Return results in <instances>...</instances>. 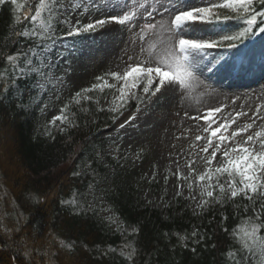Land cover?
<instances>
[{
    "label": "snow or ice",
    "instance_id": "snow-or-ice-1",
    "mask_svg": "<svg viewBox=\"0 0 264 264\" xmlns=\"http://www.w3.org/2000/svg\"><path fill=\"white\" fill-rule=\"evenodd\" d=\"M6 3L13 6L16 24L27 23L20 30L10 33L9 38L14 37L12 43L17 47L15 52L3 56L0 102L8 98L10 91L22 97L18 82L33 76L36 79L32 87L40 93L47 92L49 85L55 87L62 82V78L53 72L55 63L51 56L59 40L57 33L60 25H67L68 36L91 34L113 22L130 32L137 29L133 36L141 41L145 40L146 35L162 37L159 44L141 47V55L147 53V59L130 64L122 74H105L116 83H109L103 76L96 77L97 83L77 92L72 100L79 103L82 93L116 89L119 95L113 99L112 111H117L130 99L137 100L139 111L145 100H150L165 86L190 88L195 73L202 70V65L209 72L214 68L217 71L227 70L228 62L224 55L210 56V51L222 49L230 52L251 39L257 31L264 33V0H200L199 4L190 3L189 0H103V9L98 0H35L27 5L18 0H0V6ZM92 11L101 12V18H90L87 23L77 18V12L89 15ZM157 16L160 19L157 20ZM230 21L243 26L235 32L227 31ZM196 22L211 26L215 35H190L191 31H199ZM132 59L130 56L129 60ZM117 100L120 101L119 105L116 104ZM19 106L25 107L22 103ZM68 107L66 104L61 114L53 117L49 124L55 125L56 121L71 124L65 114ZM221 111L217 107L201 116L191 117L205 121L203 132L208 133L205 137H195L196 141H205L200 149L204 155L200 158L206 170L198 174L197 179L207 180L208 183L202 186L201 196L218 203H223L225 198L235 200L237 197L248 202L243 206V211L245 214L251 211V214L245 215L231 232L223 229L232 241L226 252V260L228 264H264V123L258 127L256 124L257 119L264 121V106L257 107L249 122L231 131L229 129L238 118L247 116V113L229 114L218 123L214 117ZM135 118L133 115L125 123ZM213 124L216 126L213 127ZM124 126L120 125L121 128ZM254 127L257 130L250 131ZM45 133L51 136L47 128ZM245 133L248 134L242 136ZM213 161H217L215 167L212 166ZM193 163L195 161H189L190 169ZM217 189L219 196L215 195ZM41 203L42 199L34 195L18 203L16 197L0 187V251H9L13 264H57L63 251H72L75 247V241L61 238L51 228H46L43 221L34 219L31 205ZM206 203L207 199H203L200 206ZM61 204L70 206L78 214L87 210L80 205L75 193L70 199L62 200ZM223 219L227 220V217ZM132 232L138 233V229L134 228ZM192 235L195 237L197 233L193 232ZM115 251L109 246L102 254ZM192 251L195 252V249ZM119 254L132 264L136 249L129 242L121 245Z\"/></svg>",
    "mask_w": 264,
    "mask_h": 264
},
{
    "label": "trees",
    "instance_id": "trees-1",
    "mask_svg": "<svg viewBox=\"0 0 264 264\" xmlns=\"http://www.w3.org/2000/svg\"><path fill=\"white\" fill-rule=\"evenodd\" d=\"M18 2L27 5L35 0ZM13 16L10 3L0 6V68L4 67L3 56L16 51L10 33L27 23L16 24ZM66 32L67 25H60L59 39L67 36ZM263 34L257 31L251 39ZM35 79L33 76L18 82L22 97L10 91L8 98L0 102V187L18 203L29 195L42 199L43 203L31 205L34 219L43 221L61 238L75 241L73 250L63 251L57 264H129L119 254L121 245L129 242L136 249L132 264H228L226 252L232 241L223 229L231 232L245 215L251 214L243 211L246 200H235L220 214H203L196 230L185 222L186 214L163 221L158 211L133 202L135 186L146 185L145 180L133 179L132 187L124 192V177L130 175L126 172L119 179L117 172L119 167L127 169L129 159L118 165L113 154L103 152L105 140L99 137V125L94 120L103 123L104 114H89L67 103L81 125L61 132L45 123L41 115L40 101L45 94L32 87ZM109 91L105 89V93ZM21 103L25 107L19 106ZM136 109L137 100H128L117 114H110L107 124H113L120 113ZM46 128L51 136L45 133ZM73 193L87 209L85 213L78 214L61 204ZM134 228L138 233L132 232ZM193 232L197 233L195 237ZM109 246L116 251L103 255ZM0 264H13L9 251H0Z\"/></svg>",
    "mask_w": 264,
    "mask_h": 264
},
{
    "label": "rangeland",
    "instance_id": "rangeland-1",
    "mask_svg": "<svg viewBox=\"0 0 264 264\" xmlns=\"http://www.w3.org/2000/svg\"><path fill=\"white\" fill-rule=\"evenodd\" d=\"M98 2L103 9V0ZM189 2L199 4L200 0ZM76 15L82 23H87L90 18H101L102 14L92 11L89 15H80L79 12ZM156 19L160 17L157 16ZM196 28L199 31H191L190 35H215V31L208 25L196 22ZM239 28L230 21L226 30L235 32ZM135 31L138 30L133 29V32ZM133 32L110 22L94 33L58 40L51 56L55 63L53 72L62 78V82L57 83L55 87L49 85V90L43 93L45 96L40 101V110L43 108L41 115L45 123L50 125L53 117L60 115L61 109L70 102L72 107H80L89 113L103 112L106 116L103 123L98 119L94 120L95 124L100 126L97 129L99 137L105 140L103 152L113 154L119 161L118 165L123 164L124 159H129L127 169L119 167L117 172L119 179L124 177L126 172L130 175L124 177V192L132 187L133 179H143L147 182L146 185H134L135 204L139 203L142 208L158 211L163 220L183 218L186 214L185 222H190L193 228H196L203 214H220L233 200L225 198L223 203H218L212 198L201 196L202 186L208 183L207 180L197 179L198 174L206 170L205 163L200 158L204 155L200 149L205 141H196L195 137H205L208 133L203 132L205 121L193 120L191 117L201 116L208 110L219 107L222 111L214 117L219 123L222 122V117L229 114L234 116L237 112H246L247 116L239 117L229 129L231 131L249 122V117L254 115L257 107L264 106V38L245 42L228 52L224 56L228 62L227 70L217 71L214 68L209 72L202 65V70L195 73L190 88L165 86L150 100H145L139 111L123 112L112 125H108V115L117 113L121 108L117 111L110 110L114 106V97L119 95L116 89H112L108 94L99 90L96 93H82L79 103L72 100L77 92L97 83L96 77L103 76L109 83H116L105 74H122L130 64L147 59V53L141 55V47L147 48L152 43L159 44L162 39L146 35L145 40L141 41L139 37L133 36ZM209 55H221L220 49L211 50ZM130 56L132 60H129ZM221 64H224V61H221ZM216 67L220 68V65ZM137 92L139 93V89ZM116 104L119 105L120 101L117 100ZM45 105L47 107H44ZM72 113L68 110L65 113L71 124L56 121L53 126L63 128V131L69 130L75 121ZM133 115L136 118L126 124ZM76 121L74 126H79L78 117ZM262 123L264 121L257 119V127ZM121 124L125 126L121 128ZM215 126L216 124H213V127ZM255 130L256 127L250 131ZM219 159L218 155L217 160ZM189 161H195L191 165V169L195 171L189 168ZM216 164L217 161H213V165ZM215 195L219 196L218 189ZM177 198L180 203L176 202ZM203 199H207V203L201 207Z\"/></svg>",
    "mask_w": 264,
    "mask_h": 264
}]
</instances>
